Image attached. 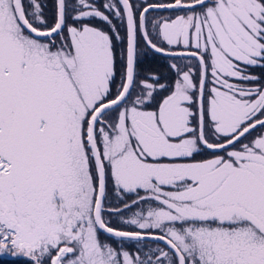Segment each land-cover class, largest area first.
<instances>
[{
	"label": "snow or ice",
	"instance_id": "1",
	"mask_svg": "<svg viewBox=\"0 0 264 264\" xmlns=\"http://www.w3.org/2000/svg\"><path fill=\"white\" fill-rule=\"evenodd\" d=\"M8 258L264 264V0H0Z\"/></svg>",
	"mask_w": 264,
	"mask_h": 264
},
{
	"label": "flooded vegetation",
	"instance_id": "2",
	"mask_svg": "<svg viewBox=\"0 0 264 264\" xmlns=\"http://www.w3.org/2000/svg\"><path fill=\"white\" fill-rule=\"evenodd\" d=\"M169 13L167 12H159V13H154V15H168ZM160 63H163L162 61H159V59L157 60H153L152 58V54L149 53L147 59H145L144 61V67L145 68H156L159 66ZM161 71H163V69H161ZM0 264H23V258H19L16 260H13L12 258H8V259H0Z\"/></svg>",
	"mask_w": 264,
	"mask_h": 264
}]
</instances>
